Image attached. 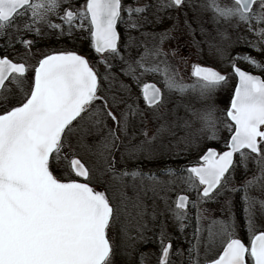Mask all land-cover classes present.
I'll return each instance as SVG.
<instances>
[{"label":"snow or ice","instance_id":"1","mask_svg":"<svg viewBox=\"0 0 264 264\" xmlns=\"http://www.w3.org/2000/svg\"><path fill=\"white\" fill-rule=\"evenodd\" d=\"M199 9L211 30L201 25L194 43L221 67L193 64L188 83L187 58L165 48L176 25L157 27L183 15L195 32L192 0H0V264H264V75L238 61L261 72L264 62L230 53L238 43L264 52V0ZM78 30L95 58L41 46ZM230 76L238 85L220 109L215 96ZM177 93L213 103L174 106ZM189 114L201 124L195 133ZM222 129L229 136L213 146ZM179 131L177 144L197 154L190 166L129 171L128 161L154 156ZM233 193H242L240 219ZM221 196L217 219L206 205ZM149 243L157 251L141 250Z\"/></svg>","mask_w":264,"mask_h":264},{"label":"rangeland","instance_id":"2","mask_svg":"<svg viewBox=\"0 0 264 264\" xmlns=\"http://www.w3.org/2000/svg\"><path fill=\"white\" fill-rule=\"evenodd\" d=\"M148 2L155 3L156 0H148ZM203 2V0H192V3L196 5V10H188L187 14V20L188 24L191 26V29H194L195 32H192L189 30V28L184 24L185 17L183 15L179 16V20L176 19H166L163 23L159 24L157 27V31H163L165 28H171L174 24L176 25L175 31L172 33V37L168 41L165 42V48L166 49H176L178 52V55L176 59H180V57H185L188 60V65L186 67H183L181 69L182 75L184 76V79L186 82L191 83L194 81V78L191 76V65L196 63H202V64H208V65H214L216 67H221V64L215 61L208 53L207 45H202L204 51L201 52L198 50L196 44L194 41H201L204 39V36L201 33V25L203 26L205 31H210V24L208 21V16L210 13L204 12L199 9V5ZM54 20L56 22H59L58 19L54 17ZM203 22V23H202ZM120 30L123 32V26H120ZM86 32L81 33L79 30L71 37L68 36H59L58 34H53L50 36H46L43 38L41 42V46L47 45L51 49H61V48H67L69 50H76L81 52V49H85V52H87L86 55H88L90 58H95L94 50L90 48L91 43L87 42L86 38ZM133 36L139 35L138 32L135 30L132 31ZM250 39H255L254 36H250ZM0 44L2 45V48L4 47L5 41L4 39L0 38ZM82 47V48H81ZM89 47V48H88ZM231 55H236L237 53H248L251 56H254L257 60L264 62V52L257 51L255 49H252L248 47L247 45L243 43L236 44L233 48L230 49ZM238 63L244 67H251L255 69L256 71L262 73L264 75V72H261L259 69L254 68L250 62L246 60H240ZM225 69L227 65V61L223 62ZM227 70V69H226ZM148 81H155L159 86L158 80L156 78L148 77L146 78ZM236 85V77L230 76L229 82L227 85L224 86L221 90H219L216 93L215 96V104L218 108L223 109L226 106V102L228 101L229 96L234 92ZM172 100L174 101L175 105H181L184 103H191L194 104L196 109L202 108L205 104H211L213 101H199L196 100L191 94L181 96L180 94H174L172 96ZM180 116H185L186 113L183 109V107H180L179 113ZM188 119L192 120V126L191 128L187 129L186 131L188 133H195L197 129L201 127L200 122L190 114L188 115ZM185 131H179L177 137L173 140L172 144H168V141L165 140L164 144L166 147L163 149L159 148V145H154V147L157 148V153L154 156H148L145 157L141 155L136 160L128 161L130 164L129 171L132 170V167L138 166L141 168L144 172H157L159 173L161 170L169 167L168 164L171 163V157L177 156L178 160L180 161V164H175V168L180 167L182 168L185 166H188L186 163L183 164L186 161L195 160L197 158L196 151L193 149L191 151L186 150L183 146V144H177V140L180 136H184ZM229 136V132L227 129H222L220 133L221 139L218 141H209L211 144H220V146L223 145V138ZM91 140V138H89ZM141 139L140 137L137 138L138 140ZM121 152L124 151V148L121 147ZM63 155H67L68 159L71 160L73 157V152L71 150L65 149V152ZM86 164V166L90 163H94L96 160V157L92 156L88 152H80V154L77 156ZM183 162V163H182ZM67 163L66 161L64 162ZM182 163V164H181ZM243 170H238L236 174V180L237 182L240 181L242 178ZM131 178L129 177V180ZM131 194V192H129ZM241 195L242 193H233L231 194V201H232V211L235 213L237 219H240L242 216V202H241ZM252 195H259L258 192L253 191ZM174 198V197H173ZM264 198V197H262ZM223 201L224 196L219 197L215 201H209L206 205L213 211L214 218H222V207H223ZM194 215V211H193ZM191 227L186 229V234L190 236L191 234ZM151 235V234H149ZM181 242L183 243V238L181 239ZM141 250L144 252L149 251H157L156 245L154 243H149L146 245H141Z\"/></svg>","mask_w":264,"mask_h":264},{"label":"flooded vegetation","instance_id":"3","mask_svg":"<svg viewBox=\"0 0 264 264\" xmlns=\"http://www.w3.org/2000/svg\"><path fill=\"white\" fill-rule=\"evenodd\" d=\"M86 40H87V42H90L91 43V41H90V38L87 36V34H86V38H85ZM0 48H2V45L0 44ZM82 48V47H81ZM89 48V47H88ZM90 48L92 49V47H91V45H90ZM79 52V51H78ZM79 53H82V54H87V52H85V49H81V52H79ZM3 53H0V55H2ZM248 54V53H247ZM240 65V64H239ZM242 68H244V69H246V70H251V71H253V70H255V69H253V68H251V67H249V68H247V67H244V66H242V65H240ZM258 72V71H257ZM260 73V72H259ZM261 75H263L262 73H260ZM148 82H155V81H148ZM156 83V82H155ZM158 85V84H157ZM171 160V163L170 164H168V166L169 167H173V168H175V164H180L179 162V160H178V158H177V156H172L171 158H170ZM194 161V160H193ZM191 159L189 160V161H186V162H182L183 164H187L188 166H190L191 165ZM181 163V164H182ZM182 167H183V165H182ZM81 179V178H80ZM82 180V179H81Z\"/></svg>","mask_w":264,"mask_h":264},{"label":"water","instance_id":"4","mask_svg":"<svg viewBox=\"0 0 264 264\" xmlns=\"http://www.w3.org/2000/svg\"><path fill=\"white\" fill-rule=\"evenodd\" d=\"M253 74H255V73H253ZM255 75H259V74H255ZM152 83H154V82H152ZM238 85V78H237V83H236V86ZM77 158V157H76Z\"/></svg>","mask_w":264,"mask_h":264},{"label":"trees","instance_id":"5","mask_svg":"<svg viewBox=\"0 0 264 264\" xmlns=\"http://www.w3.org/2000/svg\"><path fill=\"white\" fill-rule=\"evenodd\" d=\"M213 146H220V144H216V145L214 144Z\"/></svg>","mask_w":264,"mask_h":264}]
</instances>
